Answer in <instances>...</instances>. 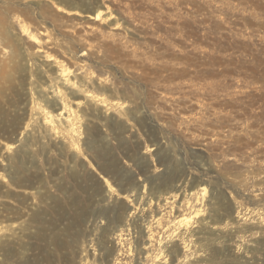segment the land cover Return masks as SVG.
I'll list each match as a JSON object with an SVG mask.
<instances>
[{
  "label": "rangeland",
  "instance_id": "374dc122",
  "mask_svg": "<svg viewBox=\"0 0 264 264\" xmlns=\"http://www.w3.org/2000/svg\"><path fill=\"white\" fill-rule=\"evenodd\" d=\"M74 3L81 15L64 13ZM98 8L108 19L88 17ZM0 13L2 46L22 52L0 71V129L56 81L15 15L111 105L59 85L82 100V150L56 135L41 139L49 150H7L12 132L0 135V264H82L86 251L100 264L105 246L109 264H264V0H0ZM106 178L139 207L119 225L117 194L100 199ZM108 203L109 234L93 222ZM186 228L197 232L177 239Z\"/></svg>",
  "mask_w": 264,
  "mask_h": 264
},
{
  "label": "bare ground",
  "instance_id": "6f19581e",
  "mask_svg": "<svg viewBox=\"0 0 264 264\" xmlns=\"http://www.w3.org/2000/svg\"><path fill=\"white\" fill-rule=\"evenodd\" d=\"M72 6L73 7H71V9L65 8L66 10L67 9L68 10L64 11V13L68 12L69 14H71V15L73 14V15H76V16L77 15H81V11L82 10H80V11L78 10V5L76 3H74ZM61 7L63 8L64 5H62ZM10 12H12V14L14 15L16 13L15 8L14 7L10 8ZM105 12L106 11H104L103 9L98 8V9H96V11L94 13L88 15V17L90 19L94 20V21H97V20H100V19H106L108 17V15H106ZM7 13H9L8 10H7ZM2 15H4V14H2ZM4 17H5V15H4ZM14 19L17 20L19 28H20V31L24 35H27L30 38L29 40H31L32 43L35 44V50L38 51V52H42L43 53L42 55L44 56V58L47 61L52 62L54 67H56V75H55L56 76V81L53 82V80H51L52 82L47 84V85H45L43 83V81H42L41 84H44L45 86L44 85L41 86L39 84V87H41V89L38 87L40 89V94H38V95L36 94L37 96H32L31 97L32 98V104L30 106L29 113H27V112L25 113L24 110H22L23 114H21V116H19L20 114L17 115L16 116V120L13 123L12 127L7 129V130L11 131L12 133H11V135H8L9 136V138H8L9 140L8 141L7 140H3L5 148L7 150H12L14 148H19V151L28 152V151H30L32 149V146L34 144H38L40 142L43 145V147H42L43 149H48L49 150L50 146L45 144V143H43L45 140L43 141L41 139L43 137H45V136H48V135H50V136H52V135L55 136L56 135L57 137L62 138V140H58L57 139L59 144H60V147H57L58 149L62 150L65 147V144L67 143V141L65 140V137H70V139H71L70 143L72 142V145L73 144L74 145L77 144L76 147L82 150V148L80 147V144H78V142H76V140H78L79 136L82 135V130H83V129H81V124L83 123L84 119H83L82 123L78 124L79 120L81 121L82 119L79 118L78 109H77L82 104V100H81V98L80 99H76V100H71L70 99L71 95L69 97L67 90L65 92L62 89V87H60V86H62L60 84H63V87H64V85L66 87H71V88L72 87L73 88L74 87L75 88L79 87L80 89L77 90V92H79V94L81 96L83 95L86 99H89V100L90 99H94L95 101H99L100 105H102V106L104 105V106L108 107V109H109V106H111L109 104V99L101 92L95 93L91 89H87L88 88L87 86H86L87 88H83V85H85L84 81H82V79L81 80L80 79L77 80L76 79L77 77L75 75L73 76V70H72L71 66L68 65L67 62H65V60L59 58L52 51H49L46 48V42H48L49 39L48 38L45 39L43 37V35H46L47 32L34 31L33 28L29 24H27L20 15H15ZM4 22H6V21H4ZM6 28H7V30H6V33H7L6 34V38L12 40L13 39V35L12 34L14 32L11 30V28H8L7 26H6ZM4 33H5V30H3V34ZM41 34H43V35H41ZM13 40H15V39H13ZM2 43L3 42H2V40L0 38V52H1L0 53V71L4 70V69L6 70V68H9V67H12L13 65H15V62L17 61L16 59L19 58V55L22 53L21 52V47L18 45L17 42L16 43L14 42L15 43L14 45L13 44L10 45L9 49H7L8 46L7 47L2 46L3 45ZM54 46H56V45H54ZM20 57H21V55H20ZM79 62L80 63H78V65H76L77 69L84 70L85 69V65L83 64V62L81 60ZM37 66H38V64H37ZM35 70H36V68H35ZM88 73L92 74L91 71L88 72ZM28 74H29V78H30L29 81H28L29 84L30 85L35 84L33 67H31V69H29V73ZM35 75H37V74L35 73ZM36 78H37V76H36ZM31 87L32 86H30V88H29L30 90H34V91L37 90L36 88H35L36 90L33 89L34 86L32 88ZM100 87L101 86H99V90H100ZM102 92H104L103 88H102ZM31 93H33V92H31ZM85 98H84V100H85ZM30 101H31V99H30ZM90 102H91V100H90ZM95 103H97V102H95ZM111 104L115 105V107L117 105H119V106L122 105L121 102H115V103H111ZM74 105H76V107ZM119 106H117V107H119ZM21 108H22V106H21ZM25 109H26V107H25ZM37 121L38 122L40 121V124H42V125H40L41 126L40 130H38V127L36 128L38 130L39 134H36V132H34V131L32 132L31 131V128L34 129L35 126L38 125V124L37 125L35 124V123H37ZM84 127H85V125H84ZM7 130L6 129H0V135H3V136L6 135L5 131H7ZM13 133L16 134V135L15 136L12 135ZM19 133L22 135L21 137L18 136ZM82 141L83 140H80V142H82ZM89 142L90 141H88V143ZM73 174H75L76 176H80L77 170H74ZM105 185H106L105 193L100 194V199L102 201H105V199H108L109 195L115 194L116 193L115 191L117 190L114 187V185L111 183L109 178L105 179ZM170 185H173V184L171 183ZM203 190L206 191V186L203 188ZM125 191H126V187H121L119 189L118 193H116V194H117L118 199L120 201H122V202H120V203L118 202L115 206H113L111 208L112 212L113 211L115 212V216L113 218V221L116 223V225H119V223L126 218V213H127L128 209L131 208V206H132V210H130V212L132 211L133 213H135V211H137L139 209V207L136 204H130L129 205V204L125 203V200L126 201L130 200L129 193H126ZM191 218H192L191 215L190 216L189 215L184 216L181 219H179V224H185L184 226L186 227V225L190 224L189 221L191 220ZM98 219H100V220L101 219H106L107 225L105 226L104 231L107 234H109V203H108L107 206L101 207L95 213V216L93 218V222H95V224L98 223L99 222ZM263 219H264V216H263ZM204 220H205V218L202 219L201 221H204ZM195 222H198V219L196 220V218H195ZM141 223L145 226L144 220H142ZM204 224H205V222H204ZM194 230H195V228H193V229L192 228H190V229L186 228V230L184 232H181L180 235H179V233H175V230H173L171 235L172 236L174 235L176 237L179 235L177 237V239L180 238V237L181 238H186V237L190 238L192 235L196 234L197 230L195 232H194ZM198 231H202V229H199ZM172 245H174V246H172ZM169 247H171V248H169ZM169 247H167L168 249L166 248L168 250V252L166 254L167 255L170 254L172 259L178 258L179 254H180V249H179V246H178L177 242H173V244H171ZM102 256H103V261L100 264H109V246H105L104 247ZM165 261L162 262L161 264L166 263ZM81 263L82 264H91V261L88 258V252L87 251L83 252Z\"/></svg>",
  "mask_w": 264,
  "mask_h": 264
}]
</instances>
